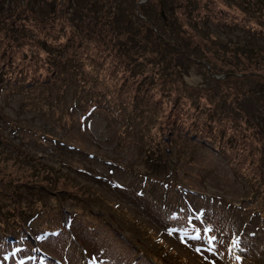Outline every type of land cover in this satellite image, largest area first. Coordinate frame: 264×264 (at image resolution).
<instances>
[{"label":"rangeland","instance_id":"1","mask_svg":"<svg viewBox=\"0 0 264 264\" xmlns=\"http://www.w3.org/2000/svg\"><path fill=\"white\" fill-rule=\"evenodd\" d=\"M193 1L169 0L164 12V2L151 6L150 0H0V62L11 59L10 68L20 71L19 86L0 93V152L7 156L0 158L1 178L19 182L30 174L31 180L47 164L57 174L74 177V186L84 187L92 201V206L77 201L70 207L66 196L57 195L65 199V208L53 214L56 223L45 229L44 216L36 218L41 238L27 229L25 236L13 233L12 241L0 246V264H128L134 257L155 262L154 253L161 264H264V190L249 170L240 164L235 169L206 146L173 148L159 166L143 162L139 132L154 134V123L174 102L179 112L197 117L215 135L222 132L224 148L233 140L236 149L231 150L251 160V169L264 171V91L250 78H264V71L249 67L244 72L248 78L241 77L233 66L242 67V60L228 57L232 46L264 51V15L252 17L246 0ZM203 9L213 16L203 14L198 20L196 12ZM142 12L154 20L157 33L180 44L183 55L141 38L135 29L144 27ZM228 16L244 25L229 26ZM183 19L196 22V33L212 42L204 48L182 43L174 29ZM3 25H11L10 31ZM46 64L48 72L59 68L57 95L41 92L45 87L27 90L23 79L31 74L40 79ZM122 75L121 99L142 106L146 86L168 103L135 124L138 111L131 113L123 100L122 106H111L100 90L106 85L118 92L115 84ZM254 124L263 136L253 133ZM18 191L24 192L21 210L30 204L42 213L33 192ZM43 197L53 202L51 196ZM10 199L0 191V206L8 213ZM78 204L89 210L70 220ZM91 213L98 222L83 218ZM6 216L1 218L9 221ZM15 220L19 223V214ZM57 224L66 231L54 233Z\"/></svg>","mask_w":264,"mask_h":264},{"label":"trees","instance_id":"2","mask_svg":"<svg viewBox=\"0 0 264 264\" xmlns=\"http://www.w3.org/2000/svg\"><path fill=\"white\" fill-rule=\"evenodd\" d=\"M146 1L148 0H145V2ZM167 1L169 0H150V4L152 6L153 3L160 2L162 4L164 2L162 5H163V10L165 12V9H164L166 7L165 2ZM192 2L194 1L192 0ZM246 2H249L251 11L255 13L251 16L256 17L257 20H260L261 15H264V0H246ZM173 8H179V7L175 5ZM236 8L241 10L240 7H236ZM22 10L23 9H21V11ZM201 11L202 13L200 11L196 12V15L199 17L198 20L202 19L200 17L203 14L209 13L210 16H213L212 12L208 9L207 10L203 9ZM52 14H54L53 11H52ZM140 16L144 20V21L142 20L143 22L141 26H144V27H139L135 30H137L140 33L141 38H146L152 45H155V44L157 46L159 45V47L162 50H165L167 53L174 52V53H180L183 55V52L179 51V48H180L179 43L174 44L172 42H169L167 41L165 37L162 36L160 32L158 33L156 32V26H155L154 20L144 17L145 15L143 14V12L141 13ZM138 19H140V17ZM168 19H169L168 17L165 19L164 24L169 23ZM177 21L179 22V20ZM229 21H230V24H228L229 26L236 25L238 23H240L241 25H244V22H241L238 19L234 20L232 17L229 18L228 16L226 24ZM194 25H197V23L194 22L193 20L183 19L181 20V23L179 22L178 24H176V28L174 30L177 33V37H179L181 42L184 43L185 45H188L189 47H192V48H196L194 47L196 45L197 47L204 48V46L212 42V39L209 38L207 41V38L201 37V35L199 33H196V31L193 29ZM2 27L5 31L6 30L10 31L11 25H3ZM176 48L178 49V51L176 50ZM228 52H229L228 57H230V61L233 60L234 62L236 58H239L240 60H242V67L237 64L233 66L234 68H236L237 71H239V73L241 74V77H244V76L247 77L244 72L249 67H254V68L256 67L264 71V51L263 50H257L255 52L249 51V50L237 51V47L232 46V48H229ZM2 55H3L2 52H0V59ZM49 63L53 64L51 62ZM206 63L209 64L208 62ZM12 64H13V61L11 59H7L5 63L0 62V93L4 91L6 88H17L19 86L17 83L20 78L17 74H19L20 71H15V69L12 70L10 68ZM47 65L49 64H46V66ZM260 65H263V67L260 68L259 67ZM14 67H16V65H14ZM17 69H20V68H17ZM226 69H229V68H226ZM58 73L60 72L57 66H54L53 68H51V71L49 72H48V66H47V70L45 71V74L40 76V79H36L35 76L32 77V74L27 77H24L23 79L28 81L27 85L29 86H27V90L28 89L32 90L37 87H41V88L45 87V89L40 90V91L43 93H46L47 96H49L50 94L57 95L56 92H59L60 87L58 86L59 84L55 81V76ZM221 73H224V75L227 74V72H221ZM112 75L116 76V72H113ZM69 77L73 78V75H69ZM122 77H123V80L121 81V83L115 84V88L117 89L118 92L108 88L106 85L104 86V88L103 86L102 88L100 87L102 95L109 101V104L111 106H113L112 104H115L114 106L120 107L119 105L122 104L121 100L124 99V98L121 99L120 94H121V90L123 89V85L125 84L126 78L124 75H122ZM250 78L253 79V81L255 82V85L257 86L256 89L258 91H262V90L264 91V78H261L260 76L258 77L257 75L256 76L250 75ZM238 81L239 80H236V82ZM66 82L70 84L71 86L70 79H67ZM42 84H45V86ZM52 84L54 85V87ZM138 85H139V82H138ZM143 88L144 90L141 92V96H140L142 100V103H141L142 106L139 104L138 101H135L133 99L127 98L128 101L123 100V101H126L127 103L126 106L130 105V108H133L131 113L138 111L137 115H135L133 119L135 124L140 123L141 122L140 119H143V118L146 119L144 114H146L147 112H151V111L153 112V110L157 111L156 106L165 105L166 103H168V102H163L161 100V97L159 98V95L156 94L154 89L148 90L146 86H144ZM149 93H151V95L154 98L152 97L147 98V94ZM262 98L264 99V95L262 96ZM171 106L174 108L171 107L167 111L168 114L166 116H163L162 114L160 116V113L158 112L160 116L159 118L160 120L158 123L155 122L153 125L152 130H156L154 134H153L154 131L151 132V134H149L148 136L146 135L145 131L139 132L140 138L143 139L142 147L145 149L143 162L146 165L147 164H152V165L157 164L159 166L160 161H163L164 163V159L167 158L168 152H171L173 148L179 150L185 147L202 148L206 146L212 149L214 148L215 150L220 152V154L223 156L224 159L225 157L228 158L232 163H234L235 169L237 167V164H240L242 166V170H246L247 172L249 170L250 175L253 174L254 176V180L257 184L256 186L259 189L264 190V171H261L260 174L257 173L254 169L250 168V165L253 164L251 160L247 162V160H245V158L240 156V154H235L234 150L236 149V147L234 146L233 140H232V143L228 145V148H224L223 142L221 141V138L223 139V137L221 136L222 132L215 135L216 132L215 134L212 133L210 131L209 126H207V124H199L200 121L197 119V117H191V116L184 115L182 111L179 112V109L175 108L174 102H171ZM254 129H255V132L253 133L262 135V132H261L262 130L260 126H256L254 124ZM12 132L14 133L15 129L12 130ZM150 140L151 141L153 140V143H151ZM261 146L263 148L262 150L264 151V140L263 142H261ZM231 149H234V150H231ZM0 154L2 153L0 152ZM3 156H5L4 159L7 157L6 155L2 154L0 155V158ZM34 162H36L38 165L40 164L38 160H35ZM29 167H27L26 170H29ZM43 167H46V169L34 175L31 178V180L29 178L30 174H25V178H23L22 180H19V182L10 180V177L5 176V175L2 176L4 178H1V173H0V191L4 195H9L12 197V200L10 199V201L12 202V205H11L12 209L10 210L9 213L6 211L7 209L2 208L3 205L0 206V220L1 221L3 220L2 226L4 227L3 229L6 232L3 234L0 233V246L5 244L8 241H12L10 236L13 233L16 234L17 232L18 233L22 232V235L25 236L27 234V230H29V232H32L36 238L39 236L40 238L43 237V234H40L39 232L40 220L36 221V218L41 219V216H44L45 222L43 223V227L45 229L49 227L50 223L51 224L56 223L53 214H59V212H62L63 209L65 208L63 204L65 199L62 198L63 195L67 197V200H70L69 201L70 207L76 206L74 203L75 202L77 203V201H82L83 203L90 204L92 206V201L88 198L89 195H85V193H83L82 191L84 187L76 188L74 186L75 185L74 177H72L71 175L69 176V174L67 173L57 174L58 170L55 169L54 167L48 166L47 164H43ZM0 171H1V166H0ZM32 171H33V168H32ZM146 177L147 175L143 174L142 178H146ZM21 187L26 192H29V193L33 192L36 195L35 196L36 199H38L41 204L39 207L40 209H42L41 214L39 212H36L34 209H32L31 208L32 205L30 204H29V207L21 210L22 208H21L20 201L22 200V196L24 194V192L19 193L18 191V190H21ZM43 193L51 196V200H53V202L51 203L48 202L47 198L45 199L43 197ZM57 195H62V196H60L61 197L60 198ZM52 203L53 204L55 203L54 206L52 205ZM114 206H116L115 209H119L118 205L115 204ZM86 207L84 206V204L82 206L78 204L77 209L75 208L72 211L73 213L69 215L70 220H73V217L77 216L80 213L85 214L89 210V209L86 210ZM52 209L53 211L51 212ZM6 214H8V216L6 217H10L9 221H7L4 218H1L5 216ZM18 214L20 215V218H21L19 223H17V221L15 220ZM123 214L126 215L125 213ZM87 217H88L87 215L83 216V218L85 219L94 218L93 220L94 223L98 222L99 220V217L98 216L95 217L93 213H91L88 218ZM84 225H86L90 229V227L88 226L89 224H84ZM108 228H111L110 225H108ZM57 231L64 232L66 231V228L63 226V224H57V228L55 229L54 233ZM18 240H19V236H18ZM67 240L72 242L70 238ZM158 241L160 243H163L161 240H158ZM132 244H135V241H133ZM76 251L80 252V249L76 248ZM154 256H155V262L148 261L146 260V258H144L145 260H142L140 257H139L140 260H137L135 259L136 257H134L133 259H130L127 263L128 264H149L148 262H150V264H161L160 256L157 255L156 253H154ZM156 261H158V263H156Z\"/></svg>","mask_w":264,"mask_h":264},{"label":"water","instance_id":"3","mask_svg":"<svg viewBox=\"0 0 264 264\" xmlns=\"http://www.w3.org/2000/svg\"><path fill=\"white\" fill-rule=\"evenodd\" d=\"M160 15H162V11H161V14Z\"/></svg>","mask_w":264,"mask_h":264}]
</instances>
